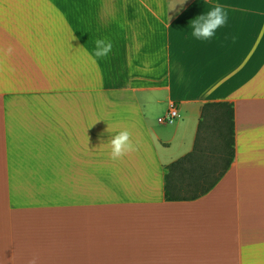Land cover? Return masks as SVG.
<instances>
[{
	"label": "crops",
	"instance_id": "1",
	"mask_svg": "<svg viewBox=\"0 0 264 264\" xmlns=\"http://www.w3.org/2000/svg\"><path fill=\"white\" fill-rule=\"evenodd\" d=\"M217 3L227 23L195 39ZM208 102L233 104V162L206 194L166 200ZM171 103L180 117L159 123ZM123 129L136 151L113 160ZM33 255L264 264V0H0V264Z\"/></svg>",
	"mask_w": 264,
	"mask_h": 264
},
{
	"label": "trees",
	"instance_id": "2",
	"mask_svg": "<svg viewBox=\"0 0 264 264\" xmlns=\"http://www.w3.org/2000/svg\"><path fill=\"white\" fill-rule=\"evenodd\" d=\"M234 108L231 102L201 107L192 150L166 166V200H193L209 192L233 162Z\"/></svg>",
	"mask_w": 264,
	"mask_h": 264
},
{
	"label": "clouds",
	"instance_id": "3",
	"mask_svg": "<svg viewBox=\"0 0 264 264\" xmlns=\"http://www.w3.org/2000/svg\"><path fill=\"white\" fill-rule=\"evenodd\" d=\"M179 4L183 6L184 0H179ZM175 5H172L170 9H173ZM228 20L227 12L224 7L217 3L210 8L207 13H203L195 19L191 20V35L202 41L211 40L221 29ZM113 45L110 40L97 39L95 41V47L92 55L98 58L107 57L112 51ZM7 52H12V47L9 45ZM11 70V69H10ZM111 152L110 158L113 160L121 159L125 155L136 151V144L132 140V134L128 129L118 131L110 140ZM39 256L33 255L29 260L28 264H38Z\"/></svg>",
	"mask_w": 264,
	"mask_h": 264
},
{
	"label": "built area",
	"instance_id": "4",
	"mask_svg": "<svg viewBox=\"0 0 264 264\" xmlns=\"http://www.w3.org/2000/svg\"><path fill=\"white\" fill-rule=\"evenodd\" d=\"M180 117L178 107L175 103H171L164 116L158 117L157 121L162 124H171Z\"/></svg>",
	"mask_w": 264,
	"mask_h": 264
},
{
	"label": "rangeland",
	"instance_id": "5",
	"mask_svg": "<svg viewBox=\"0 0 264 264\" xmlns=\"http://www.w3.org/2000/svg\"><path fill=\"white\" fill-rule=\"evenodd\" d=\"M155 115L157 114V115H160L159 117H162V116H164L165 114H163V111H158L157 109L155 110V113H154ZM157 116H154V120L156 121V118ZM175 161V160H174Z\"/></svg>",
	"mask_w": 264,
	"mask_h": 264
}]
</instances>
